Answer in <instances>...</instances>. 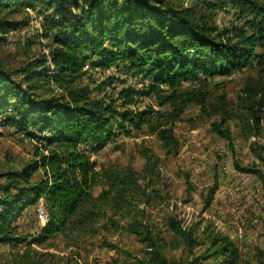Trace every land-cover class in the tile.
<instances>
[{"label":"trees","instance_id":"trees-1","mask_svg":"<svg viewBox=\"0 0 264 264\" xmlns=\"http://www.w3.org/2000/svg\"><path fill=\"white\" fill-rule=\"evenodd\" d=\"M230 5L243 25L223 31L211 27L207 17ZM40 7L48 11L43 37L52 41L50 63L46 57L31 60L19 70V82L0 63V113L11 109L17 115L4 122L26 131L34 127L39 134L30 135L41 141L46 152L40 154L39 163L6 174L8 184L0 183V246L7 248L0 257L12 264H81L77 252L40 251L32 245L69 250L100 232L125 229L148 249L144 257L134 256L133 264H169L164 255L166 240L140 207L156 193L152 187L160 176V158L145 150L141 171L115 165L98 169L91 158L113 136V122L120 129L126 122L141 126L147 114L118 112L112 104L93 98L84 82L85 65L96 55L107 67L122 62L132 73L153 79L147 94L168 86L171 91L160 98V105H172L173 119L189 104L198 103L208 115L221 118L213 124L220 136L231 139L230 129L224 127L229 120L239 121L244 138L260 135L264 127V0H0V44L19 25L14 17L23 8ZM243 67L258 68L257 76H249L244 83L234 111L229 110L225 95L207 107L195 92L182 97L178 90L195 73L213 78ZM151 129L167 154L177 153L179 141L172 128L159 124ZM39 169L43 178L33 182ZM99 185L103 188L96 195ZM42 198L49 218L30 242L13 220ZM167 225L173 233L169 244L191 253L205 247L184 264L201 260L239 264V250L231 238L207 228L202 240L195 229L183 228L172 215ZM102 246L115 247L106 240ZM257 261L264 264V250H258Z\"/></svg>","mask_w":264,"mask_h":264},{"label":"rangeland","instance_id":"rangeland-1","mask_svg":"<svg viewBox=\"0 0 264 264\" xmlns=\"http://www.w3.org/2000/svg\"><path fill=\"white\" fill-rule=\"evenodd\" d=\"M47 14L48 11L42 7L34 10L23 8L14 17L19 25L10 30L6 34V42L0 44V63L18 82L22 78L19 70L31 60L46 57L50 63L52 41L43 37L46 27L48 30L44 22ZM207 20L211 27L222 31L243 25L231 5L215 11ZM91 62H95L96 66H92ZM124 65L119 62L104 66L97 55L85 65L87 75L84 82L88 84L93 98L112 104L118 112L131 110L147 114V122L141 126L126 122L125 127L120 129L116 122L111 124L114 132L111 139L101 150L91 153L97 168L101 165L132 166L141 171L145 165V150L160 158V176L152 187L156 193L150 203H142L140 207L148 212L150 223L166 240L164 255L169 264H184L188 258L205 250V247H199L191 253L183 246L176 248L174 243L169 244L173 238L167 225L170 215L176 216L183 228L195 229L201 239L207 228L231 238L239 250V264H259L258 250H264V127L260 135L244 138L239 121L229 120L224 127L230 129L231 139L224 138L214 130L213 125L221 118L208 115L198 103L189 104L178 119H173L170 117L172 105H160V98L170 93V88L164 86L159 92L147 94L153 79L136 75ZM257 69L243 67L213 78L198 72L182 81L178 90L182 97L188 92H195L197 100H206L207 107L225 95L229 110L234 111L244 83L249 76H257ZM13 105L11 103L10 106ZM10 110L0 113L1 184H8L6 174L19 173L39 163L40 154L44 152L41 141L30 135L32 132L39 134L34 127L26 131L20 125L4 122L7 118L17 119L16 112ZM117 119L121 121L120 117ZM159 124L174 130L179 141L177 153L167 154L152 131L151 128ZM41 173L42 169H39L32 181L42 179ZM102 188V185L97 186L95 194H99ZM12 193L15 194V191ZM48 218L42 198L13 222L20 234L28 236L31 242L41 234ZM103 240L115 247H103ZM32 246L40 251L60 254L77 252L81 264H133L134 256L144 257L145 250H148L125 229L116 233L100 232L69 250L62 246ZM6 250V247L0 246V253ZM0 262L12 264L6 257H0ZM199 264L212 262L201 260Z\"/></svg>","mask_w":264,"mask_h":264}]
</instances>
